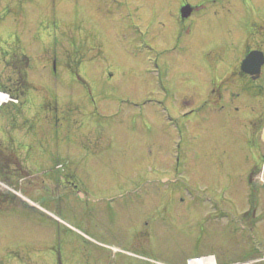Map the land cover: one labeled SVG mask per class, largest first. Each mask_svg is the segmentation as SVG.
I'll use <instances>...</instances> for the list:
<instances>
[{"label":"rangeland","instance_id":"374dc122","mask_svg":"<svg viewBox=\"0 0 264 264\" xmlns=\"http://www.w3.org/2000/svg\"><path fill=\"white\" fill-rule=\"evenodd\" d=\"M179 1L0 0V264H264L263 180L254 238L228 202L264 168L234 64L264 0H189L186 27Z\"/></svg>","mask_w":264,"mask_h":264},{"label":"flooded vegetation","instance_id":"af4514ba","mask_svg":"<svg viewBox=\"0 0 264 264\" xmlns=\"http://www.w3.org/2000/svg\"><path fill=\"white\" fill-rule=\"evenodd\" d=\"M187 3H188L187 0H180L179 7L181 8ZM175 21L177 24L179 23V25L182 24V25H185V27L188 26V24H186V21L181 19L178 13H177V16H175ZM244 39L245 40L248 39L247 44L242 43L245 41ZM240 42H241L242 47L240 46L237 49L235 53V57H234L235 68H237L236 75L238 76L239 79L250 81V88L248 89V94H249V97L252 99V102H254L255 101L254 98H256L257 95H260L261 93H263V96H264V84L260 82V80H264V26L262 28H258V26L255 25V22L251 20V22L247 24V27L245 29V34L242 36ZM250 52L254 53L253 62L250 65L251 70H254V71L253 73H246L242 71L241 63L244 57ZM261 60H262V63L259 67V70L255 72L256 62L261 61ZM234 96L238 97L240 96V94L238 93ZM252 109H254V107H252ZM262 122H264V111L263 113L259 112V114H257L256 116L254 115L253 117H251L250 123L254 129L259 127V125H261ZM258 176L259 174H257L256 172L248 171L246 174V179L248 181L247 195H245V197L243 196L241 200L234 197L235 201L233 200V202H231L235 205L236 210L238 211L240 210L239 212L241 213V221L246 223V225H244L243 227V231L251 235L252 238H254L253 230L255 229V220H256V205H255L254 196L256 192V189H255L256 188V178ZM43 183H44V180H43ZM61 184L63 186H69L72 189V191L78 195V198L81 201L84 202V201L89 200V197L87 196V194L83 190H81L80 185L78 184V182L75 180V177L70 172H67V173L65 172V178H62ZM42 188H45V187L42 186ZM220 193H222V191ZM213 194H215L218 197L217 189L213 192ZM122 195L124 194H120V196ZM92 201L94 202L95 199H93ZM222 201L223 199H221L220 202L216 201V205H212L210 207L209 206L204 207L206 210L207 208H210L214 211V212H209V211H212V210H209L206 212V218L205 217L204 218L207 224L209 223L212 217H215V219H217L218 221L219 219H222L224 216L227 215V210L225 208H221L222 207L221 203H223ZM23 204H27V202L24 200ZM251 246L252 248H254V250H257L255 241H254V244H252ZM212 249L213 248H211V250ZM27 257L29 258L31 256H27ZM31 261L37 262V259L33 257ZM56 262L58 264H62V258L59 253H57V256H56ZM25 263L26 261H21L20 264H25Z\"/></svg>","mask_w":264,"mask_h":264},{"label":"water","instance_id":"95a60500","mask_svg":"<svg viewBox=\"0 0 264 264\" xmlns=\"http://www.w3.org/2000/svg\"><path fill=\"white\" fill-rule=\"evenodd\" d=\"M191 11V7L190 6H185L183 9H182V16L183 17H186L189 15ZM252 58H253V54H249L242 62V70L245 71L246 73H253L254 70H251L250 68V65H251V62H252ZM262 63V60L261 61H257L256 62V70L255 72H257L259 70V67Z\"/></svg>","mask_w":264,"mask_h":264},{"label":"trees","instance_id":"16d2710c","mask_svg":"<svg viewBox=\"0 0 264 264\" xmlns=\"http://www.w3.org/2000/svg\"><path fill=\"white\" fill-rule=\"evenodd\" d=\"M66 64H67V65H66L67 67H71V66L69 65L68 62H67ZM74 72H76V71H74ZM23 73H24V72H22L21 74H23ZM23 81H24V76H23ZM24 82H26V80H25ZM27 84H28V83H27ZM28 85H29V84H28ZM25 87H26V86H25ZM27 89H28V88H27ZM27 89H26V88L23 89V90L25 91V94H26V90H27ZM18 96H20V94H18L17 97H18Z\"/></svg>","mask_w":264,"mask_h":264},{"label":"bare ground","instance_id":"6f19581e","mask_svg":"<svg viewBox=\"0 0 264 264\" xmlns=\"http://www.w3.org/2000/svg\"><path fill=\"white\" fill-rule=\"evenodd\" d=\"M198 260H199V259H198ZM198 260L191 261L190 264H198V262H196V261H198Z\"/></svg>","mask_w":264,"mask_h":264}]
</instances>
